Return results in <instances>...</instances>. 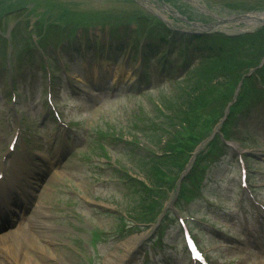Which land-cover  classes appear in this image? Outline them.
I'll return each instance as SVG.
<instances>
[{
    "label": "rangeland",
    "instance_id": "obj_1",
    "mask_svg": "<svg viewBox=\"0 0 264 264\" xmlns=\"http://www.w3.org/2000/svg\"><path fill=\"white\" fill-rule=\"evenodd\" d=\"M196 1L199 6L189 0H0V172L4 169L5 174L0 182L11 186L12 179L17 181L11 177L19 172L11 161L17 151L29 157L41 153L47 159L43 185L36 197L44 212L41 219L49 227L45 237L32 232V224L21 223L22 217L16 229L13 224L12 229L2 233L14 231L21 235L9 242L16 246L17 253L22 246L24 253H18L20 257L25 256L32 264H152L157 259L163 264H189L176 221L181 217L212 263L264 264L258 243L244 235V225L253 232L257 218L255 207L246 195L242 199L238 190L239 164L232 152L245 156L248 182L259 205L264 202V93L259 91L264 70L259 77L249 78L248 89L244 82L236 85L235 80L264 55V28L255 34V25L239 20L219 25L221 35H203L216 17L223 20L257 12L252 9L264 8V0ZM98 21L112 27L98 33L94 30L99 26L88 28ZM127 23L143 34L140 36L151 33L153 40L157 39L155 44L160 40L154 35L174 27L179 33H201L193 37L192 43L198 47L209 43L212 48L206 50L209 56L205 60L194 63L195 67L177 82L171 79L162 85V78L154 74L156 87L146 89L141 98H135L133 91H121L112 98L108 89L114 85L113 77L121 75L120 80H127L134 69L130 64L125 68L127 53L118 63L104 59L99 74L89 65L90 76L97 84L104 85L100 77H105L104 69L111 73L106 80L109 86L102 95H92L95 103H91L78 86L82 75H87L81 66L85 62L71 64V73L66 77L60 67H69L70 52L61 48L83 40L86 34L97 33L105 39L117 28L125 32L129 29L123 28ZM191 25H197L198 30ZM225 33L240 35L228 41L223 38ZM127 34L130 45L135 44L138 35ZM37 46L57 58V65L52 59L53 63L46 61L50 76ZM216 53L220 58L212 57ZM92 62L94 65L95 60ZM10 63L12 70L16 66L12 77ZM180 65L177 54L170 61L172 73L178 72ZM165 91L171 92L163 106L167 115L160 105ZM193 91L201 98L197 101L205 102L206 107L188 108L192 116L185 108L181 116L182 111L177 109H183L184 100ZM48 93L55 98L72 134L67 140V132V145L57 143L54 152L49 149L50 141L61 129L43 121ZM236 93L238 101L227 110L228 126L224 130L232 147L225 149L217 138L212 140L213 129L220 126L226 113L222 100H232ZM140 113L150 115L143 124L137 117ZM187 122L194 126L193 136L182 134L187 137L190 151L186 153L187 160L179 156L178 163L166 144L174 131L183 129ZM18 132V149L9 154V145ZM198 147L201 148L193 156ZM160 170L163 172L158 173ZM136 179L162 185H154L161 194L150 192L154 197L149 200V210L137 202L143 183ZM181 183L189 189H175ZM12 187L19 185L16 182ZM33 209L25 213L27 220ZM170 211L177 213L176 217ZM157 236L160 241L155 244ZM2 255L10 259L9 252Z\"/></svg>",
    "mask_w": 264,
    "mask_h": 264
},
{
    "label": "bare ground",
    "instance_id": "obj_2",
    "mask_svg": "<svg viewBox=\"0 0 264 264\" xmlns=\"http://www.w3.org/2000/svg\"><path fill=\"white\" fill-rule=\"evenodd\" d=\"M194 1V0H193ZM247 23L250 26H254L257 23H261L264 22V13H254L251 14L249 16V19L246 20ZM32 183V182H31ZM3 192L2 189H0V194ZM5 193H9V192H5ZM41 201L39 200L38 202H36V207L33 209L32 211V217L28 219V223L32 224V232L37 233V236H40V238L45 237V232L47 231V229H49V227L47 226V222L43 218V210H41ZM1 236V235H0ZM17 236V234H15L14 232H10L8 235H2L0 237V264H32L31 261H29V259H27L25 256H21V253H24L22 246L19 245V248H21V250L17 253V251H15L14 249H17L16 246L13 247L12 244H10V238L11 239H15V237ZM9 248L11 250H9ZM3 252H9L10 255V259L9 257H6L4 255V257H2V253ZM22 258V259H21ZM4 260V261H3ZM2 261V262H1Z\"/></svg>",
    "mask_w": 264,
    "mask_h": 264
},
{
    "label": "trees",
    "instance_id": "obj_3",
    "mask_svg": "<svg viewBox=\"0 0 264 264\" xmlns=\"http://www.w3.org/2000/svg\"><path fill=\"white\" fill-rule=\"evenodd\" d=\"M210 46L211 45H208V47H210ZM216 54H217L216 57L220 58V55L218 53H216ZM257 62H255L253 66H256L257 65ZM238 79H239V76L237 77L236 80H238ZM236 80H235V83H236ZM246 81H248V80H246ZM214 82H216V81H214ZM245 86L248 89V85H245ZM245 95H246V93H245ZM199 99H201V98H199V96L195 92H192V93H190L188 95V98H186L184 100L183 106L186 107L187 109L188 108H194V104L197 103L198 102L197 100H199ZM222 101H224V106H223V109H224L225 104L229 100L228 99H225V100H222ZM232 107H235V105H233ZM232 107H231V109H232ZM188 111H189V109H188ZM189 113H190V116L193 115L192 112L189 111ZM187 118L191 119L190 117H187ZM193 128H194V126L191 127V123L187 122L184 125L183 129L174 131V133L172 134V136H170L171 137L170 142L166 144V147L171 150L170 152H172V155L174 156V158L176 159V161L178 163H180L179 161L181 160L180 158H178L179 156H182V157H185V158H187V156H188L186 153H189L190 148L186 145V138L189 137V136H193L192 135ZM182 134H184V136L187 135V137L184 138ZM183 162H185V160H183ZM154 169L156 170V166H154ZM161 172H163V171L162 170L158 171V173H161ZM152 183L155 186H159V187L162 188V185L159 184V182H156V181H153L152 180ZM151 191L152 190H150V188H147L145 186H141V195H142V198H140V200H141L140 202L142 204H144V206H145V203H149L148 201L150 200V192ZM156 191H158V190H156ZM144 206H143L142 209H145ZM149 206L150 207H148L147 210H149L150 208H152V205H149Z\"/></svg>",
    "mask_w": 264,
    "mask_h": 264
}]
</instances>
